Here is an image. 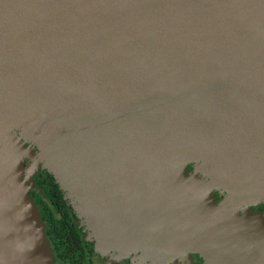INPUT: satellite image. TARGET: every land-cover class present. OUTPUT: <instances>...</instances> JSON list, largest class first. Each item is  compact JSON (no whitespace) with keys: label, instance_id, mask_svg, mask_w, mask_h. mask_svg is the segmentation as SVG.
Masks as SVG:
<instances>
[{"label":"water","instance_id":"obj_1","mask_svg":"<svg viewBox=\"0 0 264 264\" xmlns=\"http://www.w3.org/2000/svg\"><path fill=\"white\" fill-rule=\"evenodd\" d=\"M37 156L126 257L204 202L210 222L264 202V0H0V264L54 262ZM195 157L226 200L197 194Z\"/></svg>","mask_w":264,"mask_h":264},{"label":"flooded vegetation","instance_id":"obj_2","mask_svg":"<svg viewBox=\"0 0 264 264\" xmlns=\"http://www.w3.org/2000/svg\"><path fill=\"white\" fill-rule=\"evenodd\" d=\"M191 167L192 165H189V171ZM36 180H38V177H36ZM215 195V203L226 200V193L219 192ZM32 196L36 204L39 198L38 196L46 199L45 194L38 195L36 192H33ZM63 198L67 203L64 194ZM67 206L70 207L68 203ZM38 208L40 210V206H38ZM210 210V205L196 206V215H194V218H200L203 219V221L191 222L190 225L175 227L172 235H169L168 238H164L162 235L157 237L156 241L158 242H170L171 248L166 249L165 247L162 248V250H170L171 257L168 261H161L155 264H207L208 262L218 264L215 262L216 255L227 258L230 264H264V254L257 255L255 253L257 249H264V202L244 206L242 209H235L234 214L230 212L229 218L233 221L210 222ZM72 211L76 217L77 226L82 234V244L86 248L88 254L86 260L87 264H98V262H102L103 264H135L134 261L129 258L112 259L109 256L102 255L94 243L86 240L84 229L73 209ZM40 213L43 221V213L41 210ZM43 222L46 225V234L54 252L55 264H71L69 260H63L58 256L51 237L48 234V224L46 221ZM230 244L234 245L227 246ZM236 244L237 247H235ZM220 245H222V247H218V249H221L219 251L220 254H218L214 248ZM249 249L251 250L250 253H248Z\"/></svg>","mask_w":264,"mask_h":264},{"label":"rangeland","instance_id":"obj_3","mask_svg":"<svg viewBox=\"0 0 264 264\" xmlns=\"http://www.w3.org/2000/svg\"><path fill=\"white\" fill-rule=\"evenodd\" d=\"M27 145H30V144H27ZM31 147H33L35 149V151H37V148H36V146L34 144ZM37 157H34L33 160H31L30 158H24L23 165L25 167V170H24L23 175H22V178L24 180L28 179V175L29 174H32V176L36 180V177H38L40 174L49 173L47 169L43 168V165H44L43 162L40 160L39 157L38 158ZM190 165H192L190 171L188 170L189 166H187L185 171H186V173H187V175L189 177H192V175H193L196 180H192V179H189V180L198 181L200 183L201 187H202V185L204 186V188H205L204 191H205V194H206L205 197H206L207 200L211 199L213 197V202H214V200L216 199V195L215 194L219 193V192L226 193L227 195L230 194L231 190L229 189L230 190L229 191L228 188L224 187L220 183L221 177L224 176L223 172L220 169L214 167L212 164H210L205 158L195 157V158L192 159V162L190 163ZM213 179H218L219 180L218 186H213V184L211 183ZM30 185H31V183L29 182L28 186L30 187ZM61 191H63L64 197L67 200L68 205L76 213V215L78 217V220L80 221V224H81L82 228L84 229V234L86 235V240L94 243L96 245V247L99 249L98 251L102 255L109 256L112 259L113 258H119V259H127V258H129V259H132L135 264L147 263V262H149L150 264H155L157 262H161L162 261L161 258L166 259V261H168V259L171 257L170 250L166 251V249L171 248L170 243H168L169 245H168V247H166L165 250L164 249L162 250V248H159L158 250L157 249L148 250V248L147 249L143 248V251L144 250L145 251L144 252L141 251L142 254H139V253H141L140 250L142 249V247H144L146 245V243H142V244L139 243V245H137L138 247H130L129 248L128 252H130V253L128 254V256H130V257H126L127 256L126 254H122L121 251H118L117 249H115V247L109 245L110 243H107L108 245H105V243H103V239L100 238L102 235L100 234L99 230L96 227L91 226V223L85 217L81 216L76 211L75 206H74L75 199L72 197L70 191L67 190V189H64V190H61ZM211 191H213V192H211ZM224 191H226V192H224ZM33 192H36L38 195H43L44 194L43 190H41L40 188H35V187L32 188L31 187L29 189V195H30V197L32 198V200L34 202H35V200H34V198L32 196ZM209 203H210V201H209ZM35 204H36V202H35ZM202 206H207V205L204 202L202 204ZM211 209L213 211L215 210L214 212H217V213H221L224 210V208L223 209H219V207L218 206L216 207V205L214 207H211ZM212 218H210V220H212ZM223 219L227 220V221L232 220V219H230L227 216H225V218H224V215H222V220L219 221V222H222ZM44 225H45V223H44ZM45 233H46V225H45ZM46 236H47V234H46ZM120 238H123V237L119 236V239ZM125 238H123V239L126 240V241L128 239H132V238H130V236L129 237L127 236L126 239ZM153 239L154 238H149L148 240H150L149 242H151V240H153ZM143 240H146V239H144V237H143ZM48 241H49V239H48ZM154 243L158 244L159 246H162V243H164V242H158L155 239ZM50 246H51V244H50ZM220 250L221 249H215V251H217L218 254H220L219 253ZM250 252H251V250L249 249L248 253H250ZM134 253H137V254H134ZM53 255H54V252H53ZM215 262H217L218 264H230L229 261L227 260V258H222L219 255H216ZM53 263L55 264V259H54ZM98 264H103V263L102 262H98ZM233 264H236V263H233Z\"/></svg>","mask_w":264,"mask_h":264},{"label":"trees","instance_id":"obj_4","mask_svg":"<svg viewBox=\"0 0 264 264\" xmlns=\"http://www.w3.org/2000/svg\"><path fill=\"white\" fill-rule=\"evenodd\" d=\"M46 199L38 196L37 205L43 213V221L48 224L58 256L71 264H87V251L82 244V234L77 226L73 211L67 206L63 192L50 173L41 174L36 180ZM58 215V216H57Z\"/></svg>","mask_w":264,"mask_h":264},{"label":"bare ground","instance_id":"obj_5","mask_svg":"<svg viewBox=\"0 0 264 264\" xmlns=\"http://www.w3.org/2000/svg\"><path fill=\"white\" fill-rule=\"evenodd\" d=\"M236 185V184H235ZM201 192L202 193H205V191H200V189L197 191V194H199L200 196H201ZM227 210V209H226ZM227 212H228V210H227ZM90 222V221H89ZM90 223H92V222H90ZM92 225H93V227H96L97 229H98V227L95 225V224H93L92 223ZM99 230V229H98ZM258 246V245H257ZM257 248V247H256ZM258 250V249H257ZM257 250H256V253H257Z\"/></svg>","mask_w":264,"mask_h":264}]
</instances>
